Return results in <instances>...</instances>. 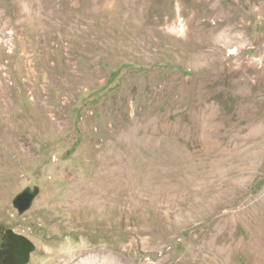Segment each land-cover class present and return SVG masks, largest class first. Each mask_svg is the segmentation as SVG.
<instances>
[{
	"label": "rangeland",
	"instance_id": "1",
	"mask_svg": "<svg viewBox=\"0 0 264 264\" xmlns=\"http://www.w3.org/2000/svg\"><path fill=\"white\" fill-rule=\"evenodd\" d=\"M36 1L37 16L32 0H0V264H210L227 213L244 242L246 218L264 214V154L254 171L228 163L223 178L181 191L170 147L200 149L204 106L241 127L264 123V69L251 66L264 62V0ZM194 52L209 64L194 67ZM239 79L252 106L242 119ZM262 131L245 133L241 157L259 151ZM127 132L149 135L146 150ZM229 179L245 189L240 202L222 195ZM13 235L33 244L27 263ZM239 250L230 264H255Z\"/></svg>",
	"mask_w": 264,
	"mask_h": 264
},
{
	"label": "bare ground",
	"instance_id": "2",
	"mask_svg": "<svg viewBox=\"0 0 264 264\" xmlns=\"http://www.w3.org/2000/svg\"><path fill=\"white\" fill-rule=\"evenodd\" d=\"M31 3L33 5L32 6L33 8H31V9H33V11L36 12L34 15L37 16L39 6L36 9V3H38V1L32 0ZM133 8H134V6H133ZM28 10H30V9H28ZM4 18H5L4 15H0V22ZM2 29H3V32L6 31V28H2ZM190 57H191L190 61L192 62L194 67H200L201 63L204 66L209 64V62L207 60L208 56L203 52H194V53H192V55ZM251 66L254 68V70L252 72L259 73L260 72L259 70L264 69V62L262 60H254ZM259 66H261V67L259 69H257V67H259ZM250 70H251V68L244 71V74H245L244 78L246 77V79L244 81L245 85L250 80V77H251L250 76ZM233 83H234L235 90L239 93L237 97H240L237 99V100H240V104H239L240 109L238 110V113L235 116H237V118H239V119H242L243 116L245 117V115H247L250 112L252 106H251V104H249L248 100L245 97H243V93H241L242 90H240V89H241V87H243L242 86L243 84H241L242 83L241 80L240 79H239V81L233 80ZM211 108H212L211 106L202 107L200 109V112H199L200 116H196V119L194 122L195 128H196V135H199V138L196 137V139H200V145H201L200 149L198 148L199 146L196 147V145L194 146V144H193V148H192L193 150L189 149V147H188V149H185L182 146H180L181 147V150H180L179 148H177L176 145H174V143H173V146L170 147L171 150H173V152L176 153L175 155H177L178 158L179 157L181 158V161H180L181 163L179 162V164H181V191H185V189H190L194 183H197V181H200V180L201 181L203 180L205 183V182H208L211 178H215V177H216V179L217 178L218 179L223 178L222 172L220 171V167L225 165V164H228V163L229 164L233 163V165H235L234 162L241 161V162L246 163V168H250L251 171H254L257 168V164H258L260 158L264 154V132H263L264 131L263 130L264 123L262 122L261 119H258L260 117L259 115L253 116V118L256 117V118H254L256 121L257 120L259 121L257 123V125L255 123L256 121L255 122L251 121L250 123L248 122L249 124L244 125L245 127L244 126L241 127L239 124L233 123L234 116H232L230 119L224 120V119L220 118V116L213 114L214 112L212 114L211 113L209 114L208 109L210 110ZM217 114H219V113H217ZM263 120H264V118H263ZM223 122L226 124V126L229 127V131H230V140H229L230 142H228V144L226 145L225 148L223 146V143L221 142V140H223L224 136H221V133H220L225 128V125H222V124H224ZM254 125H256V126L254 127ZM251 129H252V132L253 131L258 132L259 130H261V131L263 130L262 131L263 133L261 135H259L256 139H255V137L253 138V140L251 139L252 141L257 140L256 142L259 141V143H257V144H258L260 149L258 152L256 151V153H254V154H250V155L248 154L247 156L242 155L243 157H241L239 155V153H240L239 148H241L244 145L243 141H244V139H246L245 133L250 131ZM128 133L129 132H127V134ZM183 134H185V133H183ZM143 135H145V132H143ZM123 136H122V138H123ZM129 136H130V133L128 135L124 136V138L126 137L125 139H127L126 143H128L130 145L141 146V149L147 148V145L149 143L147 142L146 139L149 138V135H148V138L146 136H143L141 138H138V137L137 138H131ZM117 138L118 137H116V139ZM181 138H183V141H184V135ZM247 138H249V137H247ZM189 141H190V139H189ZM151 142H153V141H151ZM151 142H150V144H151ZM119 143H121V141L118 142V144ZM245 144H246V142H245ZM169 146H171V145H169ZM169 146H168V150H170ZM106 147L108 148V146H106ZM162 147H164V146H162ZM109 148H112V147H109ZM123 148H124V146H123ZM127 148L125 150H128ZM101 149H99V150H101ZM143 150H146V149H143ZM257 150H258V147H257ZM112 151H111V153H112ZM141 151L142 150H140L139 152L141 153ZM148 153H150V152H148ZM170 155H171V153H170ZM177 156H174V158ZM96 160H98V159H96ZM173 162H175V161H173ZM244 170H246V169H244ZM245 172H247V171H245ZM248 172H250V171H248ZM252 175H253V173H252ZM231 179L225 180L226 189L222 192V195H237L235 198V202L237 203V202H240V197H241V196L238 197V195H243V197H245V195H247V194L245 193L244 187L240 186V183L239 184L238 183L233 184ZM194 185H196V184H194ZM209 191H211V190H209ZM222 202H221V205H222ZM223 205L227 206L228 205L227 201ZM263 205H264V201H263ZM222 218L223 219H221V220L224 223L225 228H222L221 231L217 232L218 236L221 239V242L219 244L212 243L210 245L212 248H210V254L211 255L208 258L209 263L210 264H230L229 258H230L231 253L234 250L242 249L241 251H244L246 253V255H248V257L254 261L255 264H264V230L260 229V224L262 222H264V214L262 213V211L258 210V208L256 210V208H255L252 210V216L246 218V220L247 219H248V221L250 220V222H252V224H250L249 234H248L247 239L244 242L239 241L238 239L232 237L230 234V227L232 226L231 225L232 224L231 223L232 218L230 217V213L223 215ZM243 218H245V217H243ZM239 220H240V218H239ZM241 220L245 221L242 218H241ZM231 229H232V227H231ZM21 250H22V248L19 245V246L15 247L14 252L15 253H17L18 251L22 252Z\"/></svg>",
	"mask_w": 264,
	"mask_h": 264
},
{
	"label": "water",
	"instance_id": "3",
	"mask_svg": "<svg viewBox=\"0 0 264 264\" xmlns=\"http://www.w3.org/2000/svg\"><path fill=\"white\" fill-rule=\"evenodd\" d=\"M33 196L29 193H24L17 197L15 201V207H17L21 212L25 209L29 208L31 205ZM13 239H15L16 243L12 247L13 253L17 256V259H21L23 263H27L29 254L34 251L33 244L28 241L25 237L19 236V235H13ZM22 248V252L18 251L17 253L14 252V249L16 246H19Z\"/></svg>",
	"mask_w": 264,
	"mask_h": 264
}]
</instances>
